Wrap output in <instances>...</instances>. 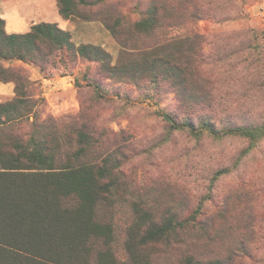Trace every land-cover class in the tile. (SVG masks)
Listing matches in <instances>:
<instances>
[{"label":"rangeland","instance_id":"rangeland-1","mask_svg":"<svg viewBox=\"0 0 264 264\" xmlns=\"http://www.w3.org/2000/svg\"><path fill=\"white\" fill-rule=\"evenodd\" d=\"M17 1L27 3L32 25L62 19L57 0ZM93 1L97 4L82 7L86 18L72 20L78 25L73 40L101 45L114 60L120 47L101 15L119 20L121 33L138 46L191 28L167 27L144 36L134 24L154 0ZM195 1L202 16L193 27L203 35L192 42L196 99L181 100L168 83L137 85L110 78L100 62L65 48L47 57L6 62L27 77L24 105L33 112L3 133L27 141L35 133L55 132L65 147L68 140L75 144L80 132L88 133L85 159L108 162L111 169L112 190L100 213L114 225L118 254L125 252L129 230L141 213L150 211L157 218L175 215L187 222L170 239L150 245L158 264H183L188 255L220 258L225 264H264V139L249 148L240 135L196 136L174 129L163 116L169 113L197 127L210 121L219 129L264 123V0ZM15 97L14 90L1 102ZM219 171L224 172L216 178Z\"/></svg>","mask_w":264,"mask_h":264},{"label":"trees","instance_id":"trees-1","mask_svg":"<svg viewBox=\"0 0 264 264\" xmlns=\"http://www.w3.org/2000/svg\"><path fill=\"white\" fill-rule=\"evenodd\" d=\"M57 2L61 16L71 20L86 18L82 7L97 4L93 0ZM201 11L195 0H154L134 24L138 34L148 36L167 27L191 28L185 33L166 35L151 46L133 45L130 36L119 30V20L110 22L101 15L99 18L120 47L116 60L101 45L77 44L71 31L58 23L41 21L27 32L9 33L6 19L0 17V83H15L16 93L12 100L0 103V264H158L150 253V245L170 239L187 222L175 215L157 218L145 211L129 230L125 252L118 254L113 245L114 225L100 213L112 190L108 181L111 169L108 162L100 165L85 159L90 146L88 133L78 134L77 149L71 140L65 147L55 132L35 133L27 141L3 133L15 120L33 112L24 105L22 82L27 77L6 62L47 57L66 48L100 62L110 78L137 85L145 80L155 86L172 84L181 100L189 101L197 98L195 89L198 91L199 78L191 55L192 42L203 39L193 27L202 16ZM163 116L174 129H187L196 136L205 132L217 138L240 135L249 140V148L264 139V123L219 129L210 121L197 127L193 121H181L169 113ZM183 264L225 262L188 255Z\"/></svg>","mask_w":264,"mask_h":264},{"label":"crops","instance_id":"crops-1","mask_svg":"<svg viewBox=\"0 0 264 264\" xmlns=\"http://www.w3.org/2000/svg\"><path fill=\"white\" fill-rule=\"evenodd\" d=\"M27 7L28 5L26 2L22 4L21 1L11 0L10 3L6 4L2 3L0 0V17L6 19L7 31L9 33H24L30 30L33 16L26 10ZM61 18L62 19L57 18L55 21L60 27L72 33L77 29V22L65 19L62 16ZM61 23L62 25H60ZM14 90L15 85L13 83H0V102L3 99L11 98L14 95Z\"/></svg>","mask_w":264,"mask_h":264}]
</instances>
